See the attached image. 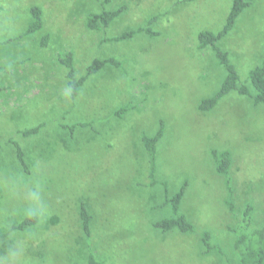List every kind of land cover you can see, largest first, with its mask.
I'll use <instances>...</instances> for the list:
<instances>
[{
    "label": "rangeland",
    "instance_id": "1",
    "mask_svg": "<svg viewBox=\"0 0 264 264\" xmlns=\"http://www.w3.org/2000/svg\"><path fill=\"white\" fill-rule=\"evenodd\" d=\"M247 1L218 47L228 52L240 85L249 88L258 52L253 57L247 49L263 50L264 0ZM230 6L231 0H0V42L13 39L5 42L6 58L0 62V84L7 80L11 88L7 97L0 93V234L42 207L53 205L60 221L48 227L55 215L41 217L44 223L32 236H18L17 252H25L18 264H86L89 249L103 264H239L232 243L248 219L247 203L254 207L251 227L264 225L256 217V203L240 197L245 187L258 204L264 203V105L231 92L213 110L200 111L201 101L214 96L226 72L210 47L198 48L196 38L200 31L220 30ZM32 7L42 11L43 29L18 39L29 27ZM121 7L107 28L87 29L89 14ZM140 28L156 35L139 32L104 42ZM251 35L254 40L248 42ZM21 44L32 59L19 67L15 62L22 55L14 49ZM37 47L43 50L35 52ZM67 54L76 79L96 59H112L119 66L106 65L90 75L70 99L68 70L60 64ZM4 97L15 110L4 109ZM121 108L127 111L118 117ZM160 120L164 133L156 179L166 182L171 193L187 182L180 212L193 233L153 228L154 222L173 216L163 205V188L148 187L140 140L154 134ZM40 124L44 127L35 135L19 134ZM212 150L231 154L234 214L225 204L228 192ZM121 190L125 199L106 200ZM35 201V208H26ZM81 204L91 215L89 249L80 227ZM204 231L220 253H204Z\"/></svg>",
    "mask_w": 264,
    "mask_h": 264
},
{
    "label": "trees",
    "instance_id": "2",
    "mask_svg": "<svg viewBox=\"0 0 264 264\" xmlns=\"http://www.w3.org/2000/svg\"><path fill=\"white\" fill-rule=\"evenodd\" d=\"M248 2L245 0H232V6L227 15L226 21L222 29L214 34L211 32H201L197 36L199 42V48L204 49L210 47L213 51L214 57L217 61V65L222 67L226 72V76L220 84L219 89L215 92L214 96L204 99L199 105V110L203 112H209L217 105V103L225 96L231 92H236L239 96H244L249 98L254 105H264V58L260 65L256 66L249 72L248 75V84L250 87L240 85L239 83V74H237L236 68L231 64L228 55L218 47V42L225 37L228 32L233 28L237 18L243 12L245 8L248 7ZM124 10V7L114 11H102L99 14H89L86 20V27L88 30L94 31L101 28H107L110 23L118 17V15ZM31 22L29 24L25 36L33 35L43 29V20H42V11L38 7L30 8ZM156 18H153L155 20ZM152 22H149L151 24ZM144 32L148 35L155 36L156 34L152 32L149 28L138 29L137 31H128L124 32L118 37L112 39H105L104 42H117L126 40L136 33ZM21 35V36H23ZM20 36V37H21ZM45 43H41V46L45 48L47 46ZM13 39H9L6 42H10ZM60 64L66 66L68 72L66 75L67 86L70 91V99H75L78 95L79 87L90 75L97 73L106 65H115L119 66V63L112 59L104 60H93V62L87 67L85 76H82L79 79L75 78L73 64H72V55L67 54L65 58L60 59ZM126 108H121L115 113L116 116L121 117L125 112ZM76 126H85L82 124H77ZM43 125H38L30 129H23L19 131V134L23 137H30L37 134ZM74 128V126L72 127ZM164 128L163 121L160 120L158 129L154 134L148 136L143 134L141 136L142 147L145 151L146 158L148 160V170L147 176L149 179L148 187H162L165 201L163 205L169 206L172 213V218H165L158 220L153 223V228L160 233H169L172 231H177L182 234L193 233L195 232L194 226L189 222L184 214L180 212V206L183 200V197L186 192L187 182L184 181L180 187L173 193L169 190L166 182H159L157 177V166H156V157L158 154V144L163 137ZM17 157L23 167L25 168L24 155L21 148L16 145ZM213 160L215 162V168L218 174L224 177V185L228 192L227 199L225 201L226 206L231 212H233L234 207L232 204V187L231 180L229 177V171L231 169V154L227 151H211ZM154 208H157L154 207ZM246 215L248 219L245 220L242 228L235 235V239L232 243L233 253L237 257L239 264H264V226L261 228H252L251 227V213L252 206L248 205L246 208ZM79 221L81 231L86 237L88 249L90 247V221L91 215L87 211L84 204L80 205L79 209ZM41 225L40 217L36 214H33L29 217H23V219L18 223H11L7 233L0 235V241L4 238H8L9 234L17 232H31L36 229L37 226ZM48 227H51L48 224ZM233 231V230H232ZM235 231V230H234ZM200 242L204 248V253L216 252L220 253V246L211 244V235L209 232L204 231L201 234ZM88 258L86 264H103L95 259L91 250H88Z\"/></svg>",
    "mask_w": 264,
    "mask_h": 264
},
{
    "label": "crops",
    "instance_id": "3",
    "mask_svg": "<svg viewBox=\"0 0 264 264\" xmlns=\"http://www.w3.org/2000/svg\"><path fill=\"white\" fill-rule=\"evenodd\" d=\"M246 2H248L247 0H245ZM248 4H249V2H248ZM231 6H232V0H231ZM231 6H230V8H231ZM249 6V5H248ZM246 9V8H245ZM244 9V10H245ZM243 10V11H244ZM229 11H230V9H229ZM229 11H228V13H229ZM228 15V14H227ZM227 18V17H226ZM224 26V25H223ZM222 29V28H221ZM220 29V30H221ZM234 28H232L229 32H228V34L233 30ZM220 30H217V29H214V31H208V32H211V33H214V34H216V33H218ZM201 32H207V31H200L199 33H201ZM198 33V34H199ZM198 34H197V36H198ZM227 34V35H228ZM226 35V36H227ZM31 36V35H30ZM30 36H25V35H23V36H19L18 37V39H20V38H29ZM225 36V37H226ZM225 37H223L220 41H223L224 40V38ZM197 38V37H196ZM10 39H12V38H10ZM14 39H16V38H14ZM9 39H7V40H4V41H2V42H0V62H2L3 60L5 61V58H6V47H8L7 45H5V42L6 41H8ZM252 40H254V36L253 35H251L250 37H249V41L248 42H250V41H252ZM219 41V42H220ZM218 42V43H219ZM5 45V46H4ZM198 48H199V46H198ZM201 49V48H200ZM205 49V48H204ZM15 52H17L18 54H20V55H22V58H20V59H18V60H16V62H15V64H17L19 67H20V65H24L25 63H26V59L28 58L29 59V61L32 59L31 58V55H30V52L29 51H27L26 50V48L24 47V45L23 44H21V45H18L17 47H15ZM43 49L41 48V47H37L36 49H35V52H39V51H42ZM221 50H222V48H221ZM261 49H257V50H255L254 52L253 51H251V50H249V49H247V51L250 53V54H252L253 55V57H257V60L256 61H253V62H257L256 63V65L254 66V68L256 67V66H258V65H260L261 63H262V61H263V58H264V46H263V50L262 51H260ZM222 51H224V50H222ZM227 55H228V58H229V60H230V57H229V54H228V52L227 51H224ZM256 52H258V55L257 56H254V53H256ZM249 57V56H248ZM249 58H251V57H249ZM34 59V64H36V61H35V58H33ZM230 62H231V60H230ZM37 63H39V60L37 61ZM231 64L232 65H234L233 64V62H231ZM235 66V65H234ZM235 68H236V66H235ZM254 68H252V69H254ZM251 69V70H252ZM236 70H237V68H236ZM18 72H20V71H18ZM3 83H1L0 84V93H2V94H6V96L5 97H7V94H9V90H11V88L9 87V85H8V81L7 80H4V81H2ZM5 97H4V102H2V104H4V109H8V110H10V111H12V110H15V109H12L11 107H8L9 105H10V103H9V101L8 102H5L6 100H5ZM8 110H6V111H8ZM44 127V126H43ZM12 170V169H11ZM25 172V174H26V171H24ZM107 174H108V172H107ZM108 177V175L106 176V178ZM140 183H141V181H140ZM140 183H137L136 184V186H138V185H140ZM114 186V189H115V191L117 192V184H115V185H113ZM232 187V186H231ZM251 194H253V196L255 197V199H253V198H251L250 197V195ZM240 197H241V199H242V202H245L246 200H248V199H250V200H253V202H255L256 203V208H257V210H258V212L256 213V217H257V219H259V220H261V221H263L264 220V203H262L261 205L260 204H258L257 203V200H256V196L254 195V193H250V191L249 190H246V188L245 187H242V190H241V194H240ZM126 198V195H125V193L121 190V193H120V195H118V193H116L115 194V197L114 198H112L111 197V194L109 193V195L106 197V200H112V199H117V200H122V199H125ZM245 199V200H244ZM232 204H233V207H234V210H233V214L235 213V206H234V202H233V189H232ZM119 202V201H118ZM120 203H121V201H120ZM36 201L35 202H32V203H30V205H27L26 206V208H35V206H36ZM248 205H250V206H252V213H253V210H254V207H253V205L249 202V203H247V205H246V208H247V206ZM80 209V208H79ZM229 209V208H228ZM229 212L230 213H232L230 210H229ZM55 213L56 212H54V207H53V205L51 206V209H49V210H46V209H44V207H42V209L36 214V215H38L40 218L41 217H52V216H54L55 215ZM251 213V214H252ZM32 216V215H31ZM27 217H29V216H27ZM60 221L58 220V219H56V215H55V219L53 220V221H50V222H46V223H49L50 225L52 224V225H55V224H57V223H59ZM40 223H44L43 221H41L40 220ZM9 224V223H8ZM264 225H262L261 227H263ZM261 227H256V228H261ZM127 228V227H126ZM125 228V229H126ZM8 229H9V227H8ZM50 229V228H49ZM234 230V229H233ZM116 231H120L121 232V230H120V228H118V229H116ZM7 233V232H6ZM17 233H19V234H16L14 237H12V238H10V237H8V238H4L3 240H1L0 241V264H18L19 262H21V257L23 258V255L25 256V252H17V249H16V247H19V246H21V244H18V240H20L19 239V237L18 236H32L33 234L32 233H30V232H24L23 234H21V232H17ZM44 233V232H43ZM5 234V233H4ZM41 234V233H40ZM0 235H2V234H0ZM8 245H10L11 247H12V249H10V251L9 252H6V251H4V249H5V247L6 246H8Z\"/></svg>",
    "mask_w": 264,
    "mask_h": 264
}]
</instances>
